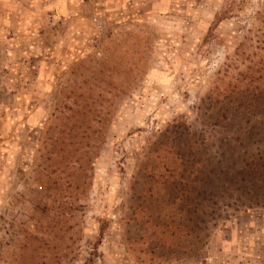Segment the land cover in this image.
I'll list each match as a JSON object with an SVG mask.
<instances>
[{
  "label": "rangeland",
  "instance_id": "rangeland-1",
  "mask_svg": "<svg viewBox=\"0 0 264 264\" xmlns=\"http://www.w3.org/2000/svg\"><path fill=\"white\" fill-rule=\"evenodd\" d=\"M122 8L3 130L0 264H264V0Z\"/></svg>",
  "mask_w": 264,
  "mask_h": 264
},
{
  "label": "crops",
  "instance_id": "crops-1",
  "mask_svg": "<svg viewBox=\"0 0 264 264\" xmlns=\"http://www.w3.org/2000/svg\"><path fill=\"white\" fill-rule=\"evenodd\" d=\"M129 1L0 0L1 147L4 128L12 131L23 116L30 120L38 115L32 92L45 74L53 72L50 63L55 52H67L85 38L96 36L84 32L89 29V19L99 16L110 20L114 11L119 6L124 9ZM10 135L5 149L12 141V132ZM2 172L0 167V176Z\"/></svg>",
  "mask_w": 264,
  "mask_h": 264
},
{
  "label": "trees",
  "instance_id": "trees-1",
  "mask_svg": "<svg viewBox=\"0 0 264 264\" xmlns=\"http://www.w3.org/2000/svg\"><path fill=\"white\" fill-rule=\"evenodd\" d=\"M246 166H247V168L249 167L248 165H246ZM258 175L261 176V179H264V172H260V173H258ZM262 200H264V197Z\"/></svg>",
  "mask_w": 264,
  "mask_h": 264
}]
</instances>
